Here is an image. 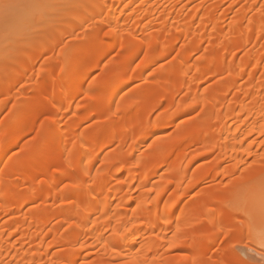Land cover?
<instances>
[{
    "label": "bare ground",
    "instance_id": "bare-ground-1",
    "mask_svg": "<svg viewBox=\"0 0 264 264\" xmlns=\"http://www.w3.org/2000/svg\"><path fill=\"white\" fill-rule=\"evenodd\" d=\"M64 1V6L68 5L64 8L65 12L62 14L60 12L61 17L57 15V23L54 21L53 24L55 23V25L52 24L53 26L50 27L54 28L56 24L73 18H79L77 24L69 27L66 31L59 32L58 38L50 44L40 40H38L39 42L36 40L30 42L35 45L31 47V44H29L32 55L26 65L19 63L16 58L9 60V63L7 62V68L9 67L12 70L19 68L20 70L16 77H0V122L3 115V102L15 100L14 86L29 77L34 78L36 75L35 66L43 57L51 53L57 46L63 45L72 35L81 32L88 24L96 21L98 30L110 29L112 37L120 30L126 31L127 40L121 44L120 48H129L130 55H128L125 62L118 63L110 72V84L117 83V86L109 93L108 100L105 95L89 94L79 117H73L65 127L63 125L64 120L74 110L72 109L73 102L79 95L88 94L86 81L91 74V69L87 67L84 46L90 45L93 49L99 46L101 41L97 34L89 35L86 41L84 39L80 40L82 38L78 37L79 43L74 38L77 44L74 43L71 48L72 54H70V57L66 55L67 49L65 51L64 46L60 47V53L58 51L60 67L55 74L56 77L55 75H53L55 78L52 76L54 79L52 84L55 88L52 92L46 93L41 85H38L36 86L37 101L34 105L29 106L27 102L22 103L20 100V102L18 101L19 104L14 103L16 104V106L14 105L15 111H12L10 115L12 119H10V116L8 120L5 119L6 121L10 120L11 126L6 132L0 134V141H3V139L8 141L0 146V163L11 147L18 145L32 132L31 127L34 126V121H37L38 115L51 112L53 113V119L49 122L51 124L48 123L49 125L41 127L40 136L38 137L39 142L37 141L38 143L32 145L30 151L6 169L13 173L15 178L10 180L0 178V264L42 263L50 253L48 246L44 247L43 243L49 233L54 236L55 242L53 241V243L56 246H60L64 242L67 243L66 239L62 237L63 235H60V226L63 224L69 225L68 228L70 227L75 232L72 242L74 249L71 250L73 252L68 251L71 254H68L67 258H63L66 254H61L62 259H66L62 261L61 256L58 257L59 264L60 260L62 261L61 264H77L78 259L89 248L100 249V252H103L101 254L112 257V264H153L148 255H160L161 250L166 245L174 246L185 239H190L189 247L193 249L206 247L207 241L215 244L222 236L225 221L229 218V212H225L224 207L231 199L233 190L239 188L241 181L247 182L250 180L246 178L247 176H250L249 178L260 176L264 172L263 161L260 162L256 159V164L253 163L255 165L253 170L251 169L241 181L239 179V183L236 180V183L229 187L224 198H213L206 205L198 224L212 225L216 231L208 237L206 242H203L187 229V225L195 216L193 210L197 208L190 209V206H182L184 198L188 195L187 192L180 195L178 199L170 200L171 203L163 208L161 203L168 192L175 194L180 188L184 180L183 175H186L185 172H182L181 165L186 160L185 167L189 170L202 157L220 152V158L212 159L216 174H220L226 168L227 163L232 165V172L240 165L248 163V158L255 146L254 135L264 136V80L260 84L256 83L257 85L254 82L257 79L255 78L257 70H259L264 60V47L260 49L258 46L259 50H257V43H255L259 37L264 36V16L262 15L261 18L259 17L256 20L258 29L255 33L252 32L251 23H248L247 19V13L255 8L253 5H256L258 0L253 1L254 4L250 1L249 6L246 4L247 13L244 10L245 12L241 17L242 39L239 43L234 41L235 36L232 35L234 32L229 36H225L224 32L220 31L221 28L218 27L216 19H212L210 15L206 16V21L211 27V37L214 39L213 47L215 49L222 48L225 53L220 59L205 58V65L201 68L195 67L192 63V55L200 51L207 40V36L205 28L198 26L200 8H197L193 13H189L191 4L193 5L195 1L200 0H63L62 3ZM230 1L236 4L241 0ZM111 2L114 5L110 6V11L108 5ZM148 5H151V9H148ZM92 6L95 7V10L90 12L89 8ZM153 13L161 14V24L164 28L162 30L164 31L158 33L155 39L149 41L141 38L139 31H148L153 20ZM50 27L46 30L50 31ZM168 31H170V38L165 36ZM17 35L18 32H16ZM193 35L197 36V41L194 45L187 46L185 42L189 41ZM16 36L14 39L18 37ZM32 39L29 38V40ZM114 39L113 37L111 41H114ZM225 39L226 42H224ZM5 40L0 41L1 48L10 45L11 39L9 41ZM3 41L6 43L2 46ZM28 41L25 43L22 41L23 51H28L23 45L28 44ZM182 43L185 45L183 44L181 59L175 66H170L159 75L158 94L153 95L147 89H142L139 96L128 103L126 110L122 109L125 111L135 109L137 111L136 117L128 125L119 126L118 128L117 123L123 121L125 116L123 113L119 114L123 112L121 109L113 107L114 99L123 90L125 83L128 84L143 79L145 77L144 70L147 67L143 65L137 74H133L128 80L120 83L123 73L131 68L136 59L143 57V54L158 51L153 56V60H156L177 50L178 45ZM116 47L117 43L115 41L106 46L105 50L97 55L95 66L99 67L103 58ZM246 49L249 53L246 52V56L237 63L235 53ZM236 66L241 67L242 70L232 81L225 80L217 87L202 92L201 85L207 78L217 73V71L227 73ZM0 69L2 70V68ZM247 73L248 75L250 73V76L247 75L249 77L247 83L250 82L247 85L249 87L239 90V79L241 77L243 79V76ZM262 78L264 79V76ZM252 83L255 86H252ZM235 88L239 90L237 93L234 90ZM185 92L187 93L184 94ZM180 95L185 97H181L182 99L179 100ZM188 101H190L191 107L187 105ZM177 102L179 105L176 108L177 111H175L176 117L177 113L182 115V112H187L190 108L200 107L201 111L205 113L203 122L195 128L193 134L187 135L179 141L162 143L161 139L155 140L150 150L135 159V152L146 145L145 140L150 139L165 127V124L161 122H151L153 113L159 106L165 104L169 108H173ZM13 114H15V117ZM170 115L175 118L173 113ZM170 115L169 117H171ZM108 116L111 117L98 126L96 130L91 129L82 132L81 124L83 122L93 119V117L108 118ZM112 117L116 118L111 120ZM234 121L238 122V125L233 127L231 123ZM149 124H151V128ZM145 125L149 127V131L151 130L150 133L141 130V140L136 141L135 145L132 143L133 145L129 147L128 152L116 151L111 165L98 172L94 186H89L88 182L93 177L95 165L115 139L113 137L107 139L108 136L105 138L104 132L108 130L116 131L115 129H117L123 135L118 134L119 141L125 142L129 139L130 133ZM120 127L122 128L120 129ZM8 136L10 137L5 138ZM57 137H59L58 140L60 139V156H54L49 160L48 166L36 163L34 173L27 175L25 171L31 159V152L51 143ZM186 141H190L192 145L204 143L207 149L199 156L190 157L189 159H186V157L185 160L181 158L182 156L185 157L184 154L174 157L176 148ZM65 152H67V155L64 154ZM50 166L57 168L55 177H48ZM165 168L168 169L170 176H162L159 185L147 190L152 179L156 176L160 177V171ZM123 172H126L127 176L120 178L121 180L119 179L120 184L112 185L111 180L118 175L116 173L121 174ZM47 178H51L50 181ZM35 179L40 181L37 183ZM68 181L70 182L69 188L66 191L59 192L56 185ZM136 182L139 188L143 190L135 199L136 206L133 207L131 202L128 204L126 202L124 206L123 204L115 206L114 199L117 201V199L122 198L125 189L133 186ZM198 183L199 179L190 186V189H193ZM110 185L112 187H109ZM152 193L155 196L151 200L149 196ZM59 200H62L61 206L55 208V203L58 204ZM38 201L48 202L47 205H44L46 208L38 209L39 211L35 210L30 215L27 214L26 218L23 216L24 219H20L19 215H22L24 207L29 203H37ZM127 201L129 202V200ZM119 207H122V209ZM178 209L179 213L177 214ZM114 212H116V216L113 217ZM13 214H16L14 220L11 217L12 219L9 221H1L4 215L10 216ZM54 220L57 221L53 222ZM112 222L114 223L112 224ZM52 223L57 224L53 225ZM50 225L52 226L48 229ZM25 229L27 231L28 229H34L36 231L34 237L42 239L41 244L39 243L41 246L38 244L40 247L38 246V251L36 250L34 253L18 246L14 240L15 236ZM6 230L10 231L8 232L9 235L8 233L5 234ZM107 231L113 233L111 237L106 234ZM152 236H155L156 239ZM34 237L31 236V238ZM44 248L46 249L44 250ZM9 257H12V259L8 261ZM46 261L45 258V263ZM49 263L52 262L49 261ZM182 264L195 263L192 256H189ZM225 264H232V261Z\"/></svg>",
    "mask_w": 264,
    "mask_h": 264
},
{
    "label": "rangeland",
    "instance_id": "rangeland-1",
    "mask_svg": "<svg viewBox=\"0 0 264 264\" xmlns=\"http://www.w3.org/2000/svg\"><path fill=\"white\" fill-rule=\"evenodd\" d=\"M62 1L63 0H0V41L3 39L4 40L7 39L5 41H9V39H11L9 46H7L8 45L7 42L6 45L7 47L5 46L2 48L0 47V68H2V70L0 69L1 78L16 77L18 71L20 70L19 68L14 70L10 69L9 67L7 68L9 60L16 58V60H19V63H21L22 65L27 64L29 57H31L32 55V52L29 50L30 48L29 44H31V47L35 45V44L32 45V43L30 42L35 40L39 42L38 40H40V41H44V43L50 44L58 38L59 32L66 31L68 30L69 27L77 24L79 18H73V19H66L56 24L54 28L50 27L54 21H56L57 23V19H58L57 15H60L59 17H61V14L65 12L64 8L68 6L67 4L64 6L65 1L63 3ZM253 1L255 2V0H241L238 1L236 4H234L233 1L230 0H225V1L200 0V1H195L193 5L191 4L189 13H193L197 8L198 9L200 8V17H199L200 19L198 22L199 23L198 26L201 28L203 27L205 28L204 30L207 36V40L203 44L200 51L194 53L195 55L194 54L192 55L193 56L192 63L195 65V67L197 66V68H201L202 66H204L206 61L205 58L207 57L220 59L225 53L222 48L215 49L213 47L214 39L213 37H211V33H212L211 27L208 25L206 21V16L210 15L212 19L214 18L216 19V21L218 22V27L221 28L220 31L224 32L225 36H229L234 32L232 34L235 36L234 41L239 43L242 39L241 17L243 16L242 14H244L245 11H246L245 13H247L246 4H248V6H249V2L254 4ZM256 2H257L256 5H253L255 8L252 11H249V13H247L248 23H251L250 24L251 29L252 32L254 33L258 29L256 20H258L260 16L262 15L264 16V0H258ZM112 4L114 5V3L112 2L108 5L109 7L108 10L110 11ZM148 9H151V5H148ZM94 10L95 7L93 6L89 8L90 12H93ZM152 18L153 20L152 23L150 24V28L148 29V31L147 32L139 31V36L149 41L155 39L158 33L160 32L162 33L164 31L162 30L164 28L162 27L161 24L162 21L161 14L153 13ZM96 24H97L96 21L88 24L86 27H84L81 30V32L77 33L76 35H72L70 38H68L63 45L57 46L51 53L46 54L43 57V59L35 66V70H36L35 77L34 78L29 77L24 81L17 83L14 86L13 92L15 93L14 96L16 95L14 98L15 100L14 101L6 100L5 102H3L4 104L2 105L3 115H2V121L0 122V134L2 132H6V130L10 128L11 126L10 120L6 121L5 119L8 120L12 111H15L14 105L16 106L19 100L22 101V103L27 102L29 106L32 104L34 105V103L37 101L36 86L41 85L42 89L46 93H50L53 91V89H55L53 88L52 83L54 80L53 78L56 77L55 74L58 72V68L60 67L59 55H58V51L60 53L59 50L60 47L64 46V50L67 49V51L65 50L67 53L66 55L70 57L71 56L70 54H72L71 48L74 46V43L77 44L76 42L79 43L80 40L83 39L86 41V39L91 34H97L101 41V44H99V46L95 47L94 49L90 45L84 46L86 50L84 51L86 52L85 60L87 61V67L91 69V74L86 81V89L88 94L79 95L78 98H76V100L73 102L72 109L74 110L64 120L65 121L63 123L64 127L66 126V124H68V122L72 120L73 117L74 118L75 116L79 117V114L82 112L81 111L82 107H84L87 100V96L89 94L105 95L106 99L108 100L109 93H111L117 86V83L110 84L111 81L110 72L113 69V67L116 66L118 63L125 62L128 55H130L129 54L130 51L129 48H120L121 44L125 43V41L127 40L126 31L120 30L119 32H117L116 35H113V37L115 38L114 41L117 43L116 49L110 51L103 58L99 67H96L95 60L97 55L102 51H104L106 46L114 42L111 41L113 40V37L111 35V30L110 29L98 30V25ZM53 25H55V23ZM48 27H50V31L46 30L48 29ZM16 32H18L17 35L18 37L16 36ZM15 36L17 37L16 39H14ZM109 36L111 37L109 38ZM165 36L166 38H170L171 37L170 31H168V33H166ZM78 37L79 38L81 37L82 39L78 40L77 39ZM29 38H33V39L29 40ZM74 38L77 39L76 42ZM15 40L17 43L15 42ZM22 41L23 43L28 41V44H23L26 46V47L24 46V48L28 49V51L25 50L27 52L23 51V48L21 47ZM196 41H197V36L193 35L191 36V39L189 41H186L185 43L187 44V46H191L194 45ZM224 42H226V39ZM5 43L6 42H4V44L2 43V46L5 45ZM255 43H257L256 45L257 48L258 46L260 49L261 47L263 48L264 36H261V38L259 37V39H257ZM183 44L184 43L179 44L178 49L173 51L172 53L156 60H153L154 58L153 56L156 55L158 51L148 52L145 55L143 54L142 55L143 57H140V59L139 58L136 59L132 64L131 68H129V70L127 69L125 73H123L122 77L120 78V83L121 81L123 82L124 80L125 81L128 80L133 74H137L139 72V69H141L143 65H146L147 67L144 70L145 77L143 79L141 78L139 80H135L128 84L125 83V85L123 86V90H121L116 95L113 102V107L115 109L118 107V109L126 110L128 103L134 101L139 96V93L142 89H147V91L150 93L152 92L153 95L158 94L159 75L162 71L167 70L170 66H175L177 62L181 59ZM259 48L257 50H259ZM158 50H160V48H158ZM253 51L255 52L256 50ZM246 52L249 53L247 49L240 50L237 53H235L234 56L237 60V63L240 62L246 56L245 54ZM147 63H149V65H147ZM262 63L259 70H257L255 76V78L257 79L254 80L255 84L256 83L260 84L261 81L264 80L262 78L264 76V60ZM241 70H242L241 67L236 66L234 69L229 70L227 73L217 71V73L213 74L211 77L207 78L202 83L201 85L202 92L209 91L212 88L217 87L225 80L232 81L235 78V76L241 72ZM250 70L252 71L251 68ZM53 75H55V77ZM245 75L243 76V79L242 77L239 79V84H238L239 90L247 89L249 87L247 85L250 84V82L249 83L247 82L249 81L248 76H250V73L249 75L248 73ZM255 84L253 85L252 83L251 85L255 86ZM236 88L234 90H236L237 93L239 90H237ZM186 93L187 92H185L184 94ZM181 97L183 98L185 96L180 95L178 99L181 100L182 99ZM231 97L233 96L231 95ZM15 102L16 104H14ZM178 102L175 103V106L173 108H169L164 104L156 109L155 113H153L151 117V122H158V123L161 122L165 124V127L160 132L158 131L159 133L150 137V139L149 138L146 139L147 141L145 140L146 145H144L141 148V150L135 152V159L141 157L143 153L146 152L147 150H150L155 140L157 141V139H161L163 141L162 143L179 141L180 139H183L185 136L193 134L195 128L203 122L205 113L204 111H201L202 109L200 107H196L193 109L190 108L191 110L189 109L187 110V112L185 111L186 113L182 112V115H180L181 113L178 114L176 112L178 117L177 118L175 116V111H177L176 108L179 105ZM187 105L191 107L190 101L187 102ZM125 110H122L123 112L119 113V114L123 113L125 119L117 123L118 128L119 126H126V124L128 125V123L132 119H134L137 115V111L135 109H129L128 111ZM172 113L174 114V117L176 119L170 115ZM169 115L171 117H169ZM13 116L15 117V114H13ZM52 116L53 113L51 112L38 115L37 121L35 120L34 126L31 127L32 132L28 134L18 145H15L8 150V152L6 153V155L4 156V158L0 163V178L9 179V180L15 178L14 174L7 171L6 169L14 165L17 162V159H19L26 152L30 151L32 145L34 146V144L39 142L38 141L39 139L38 137L40 136L39 131L41 130V127H43L44 125L51 124L49 122L52 121L53 119ZM111 116H108V118L105 117L106 119L103 117H93V119L83 122L81 124L82 132L89 131L91 129L96 130L98 126L102 125ZM10 117H11L10 119H12V116ZM115 118L112 117L111 120ZM234 122L231 123L233 127L235 125H238L237 124L238 122L236 121ZM150 125L151 124H149V127ZM146 127L147 125L137 130L135 129V131L129 134L128 136L129 139H127V141L125 142L119 141L118 134H121V132L119 130L117 131V129H115L116 131L108 130L104 132L105 138L108 136L107 139H109V137L110 138L113 137L115 139L108 147V149L105 151L101 159H99L97 164L95 165L93 177L89 179L88 182L89 186H94L95 177L98 174V172H100L102 169L103 170L106 169V167L108 168L111 165L116 151L128 152L129 147L133 145L132 143H134L135 145L137 143L136 141L141 140L142 138L140 136L141 130L143 132L148 131L147 133H150L151 130L149 131L148 129L149 127L147 128ZM121 128L122 127H120V129ZM120 136L123 135L121 134ZM9 137L10 136L5 138H9ZM254 137L253 140H255V146L252 150L251 156L248 158V163L240 165V167L234 169L232 172H231L232 165H229V163H227L225 165L226 168L223 169V171L220 174H216L212 159L220 158L221 157L220 152H216L214 154L206 155L202 157L200 161L196 162L189 170H187L185 167L186 166L185 163L187 161L186 160L181 165L182 167L181 170L182 172H185L186 175L185 174L183 175L184 180L180 188L175 194H173L172 192H168L166 197L161 203V207L163 208L167 204L169 205V203H171L170 200L172 201L178 199L180 195H183L184 193L187 192L188 195L184 198L182 206L183 205L184 206L187 205L188 207L190 206L189 207L190 209L197 207L193 210L195 216L193 217L192 221L187 225V229L192 233H194L203 242H206L208 240V237L213 232H216L212 225L198 224L202 211L205 209L206 205H208L209 201L216 197L224 198L227 195L226 194L227 190L233 183H236V180L237 182L239 179L241 181V179H243L245 175H247L251 171V169L253 170V167L255 166L254 164H256L257 162L256 159L260 162L261 161L264 162V136L257 134V136L254 135ZM58 138L59 137L51 141V143L46 144L42 148L33 150V152H31L30 154L31 159L27 164L25 171L27 175H31L34 173V166L36 165V163H41L45 166H48L49 160L54 158V156L57 155L60 156L59 149L61 146L59 144L60 139L58 140ZM6 142H8L7 139L5 140L3 139V141H0V146H2V144ZM204 145H205L204 143L192 145L190 141L189 142L186 141L184 143H181L176 148L174 157H177L181 154L185 155V157L183 156L181 157L183 159L186 157H187L186 159H189L190 157H195L197 155L199 156V154L203 153L207 149V147ZM64 154L67 155V152H65ZM56 172H57V168H55V166H50L48 177L50 176L55 177L57 175ZM116 174L118 175L114 176L113 180H111L112 185H117V183H119L118 181L120 178L122 179L127 176L126 172H123L121 174L119 173ZM160 174H161L160 177L156 176L152 179V182L147 190L159 185L161 183L162 176L165 177L170 176V173L167 168L160 171ZM249 177L250 176H247L246 178L250 180L247 181L245 179V181L247 182L241 181L242 182L241 183L239 181L241 185L239 186V188L233 190V193L231 194L230 197L231 199H229L228 204L225 205L224 211L227 213L229 212L228 215L229 218L227 221H225L224 229L222 231V236L217 240L215 244L209 243L207 241L206 247L193 249L189 247L190 239H185L174 246L166 245L161 250L160 255H148L151 258V262L153 264H163V263L182 264V262H185L189 258V256L190 257L192 256V259L194 260L195 264H225L226 262L229 261H232V264H264V172L260 176H256L254 178L253 177L249 178ZM39 179H35L37 183L38 181H40ZM50 179L48 181H50ZM198 179H199V183L197 184V186H195L193 189H190V186ZM69 185L70 182L68 181L58 184V186L56 185V188L59 192H62V191H66L69 188ZM109 187L112 186L110 185ZM142 192L143 190L139 188L138 183L136 182L133 186L125 189L122 198H120L119 200L117 199V201H115L116 199H114L113 202L116 204L115 206H117V204H121V205L123 204L124 206L131 202L134 207L137 204L135 200L136 197L140 195ZM154 196L155 194L152 193V195L149 196V199L153 198ZM127 200H129V202ZM42 201H38L37 203L33 202L26 205L22 211V215L21 214L19 215L20 219H24L23 216H25L26 218L27 214L30 215V213L35 212V210L39 211L38 209L40 210H42L43 208L45 209L46 206L44 205L45 204L47 205L48 202L45 203ZM58 202H59L58 204H56L57 202L55 203L56 205V206L54 205L55 208L61 206L60 203H62V200H59ZM122 207L119 208L122 209ZM234 210L237 211L235 212ZM178 213H179V209L177 211V214ZM15 215L16 214L10 216L4 215V218H2L3 216L1 217L3 219V220L1 219V221L3 222H6L7 220L9 221L10 219H12L11 217H13L14 220ZM114 215L116 216V212H114L113 217ZM55 221L57 220H54L53 222ZM57 223H52V224L54 225ZM113 223L114 222H112V224ZM51 226L52 225H50L48 229H50ZM61 226H60V235H63L62 237L66 239L65 241L67 243L64 242V244H60V246H56L53 243V241L55 242V238H53L54 236H52V233H49L50 236L49 237L47 232L48 237L45 239V242L43 241L45 245L43 246L44 247L48 246V249H50L49 250L50 253L48 258L45 257L47 259L46 263L44 258V261H42V263L40 264H59L58 263L59 259L57 258L60 257L61 254L62 255L66 254L65 256H63V258L64 257L67 258L68 254H71V252H73L71 250L74 249L72 242L75 232L73 229H70V227L68 228L69 225L67 226L66 224H63ZM25 230L20 231L15 236L14 240L16 241V244L18 246L24 247L26 250L34 253L36 252L37 247L41 244L42 239L40 237H34L36 234L35 233L36 231L34 229L31 230L28 229V231L27 229ZM109 231H107L106 234H108V236L111 237L113 233ZM8 232L10 231L6 230L5 234H7ZM45 235H46V231H45ZM31 236H33L34 238H31ZM152 237L156 239L155 236ZM45 249L46 248H44V250ZM91 249L89 248L84 251L83 255L78 259L77 264H112L111 263L112 257H110L109 255L101 254L102 251L100 252V249H95V250L94 248ZM11 259L12 257H9L8 261ZM65 259H62L61 256L62 261ZM61 260H60V264L62 262ZM49 261H51L52 263H49Z\"/></svg>",
    "mask_w": 264,
    "mask_h": 264
}]
</instances>
